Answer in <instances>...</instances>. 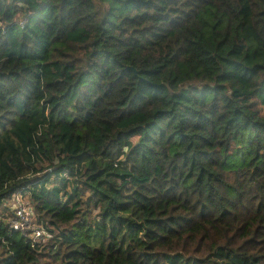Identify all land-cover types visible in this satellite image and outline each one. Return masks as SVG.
<instances>
[{
    "label": "trees",
    "instance_id": "1",
    "mask_svg": "<svg viewBox=\"0 0 264 264\" xmlns=\"http://www.w3.org/2000/svg\"><path fill=\"white\" fill-rule=\"evenodd\" d=\"M0 264H264V0H0Z\"/></svg>",
    "mask_w": 264,
    "mask_h": 264
},
{
    "label": "built area",
    "instance_id": "2",
    "mask_svg": "<svg viewBox=\"0 0 264 264\" xmlns=\"http://www.w3.org/2000/svg\"><path fill=\"white\" fill-rule=\"evenodd\" d=\"M7 204L13 213V217L8 222L9 229L22 236L31 247L37 243H44L46 236L43 235L40 226L35 223L28 201L19 194H13L7 200Z\"/></svg>",
    "mask_w": 264,
    "mask_h": 264
},
{
    "label": "rangeland",
    "instance_id": "3",
    "mask_svg": "<svg viewBox=\"0 0 264 264\" xmlns=\"http://www.w3.org/2000/svg\"><path fill=\"white\" fill-rule=\"evenodd\" d=\"M6 204H7V202H6ZM8 205V204H7Z\"/></svg>",
    "mask_w": 264,
    "mask_h": 264
},
{
    "label": "water",
    "instance_id": "4",
    "mask_svg": "<svg viewBox=\"0 0 264 264\" xmlns=\"http://www.w3.org/2000/svg\"><path fill=\"white\" fill-rule=\"evenodd\" d=\"M129 69V68H128Z\"/></svg>",
    "mask_w": 264,
    "mask_h": 264
}]
</instances>
